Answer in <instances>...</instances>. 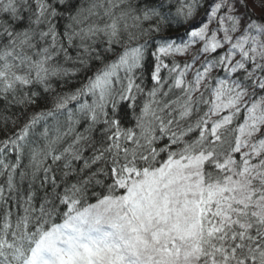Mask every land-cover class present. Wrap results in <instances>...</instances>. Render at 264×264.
Masks as SVG:
<instances>
[{
    "label": "snow or ice",
    "instance_id": "snow-or-ice-1",
    "mask_svg": "<svg viewBox=\"0 0 264 264\" xmlns=\"http://www.w3.org/2000/svg\"><path fill=\"white\" fill-rule=\"evenodd\" d=\"M0 264H264V0H0Z\"/></svg>",
    "mask_w": 264,
    "mask_h": 264
}]
</instances>
